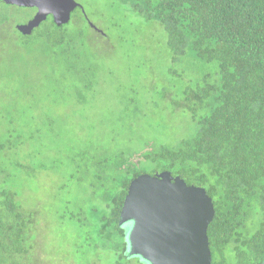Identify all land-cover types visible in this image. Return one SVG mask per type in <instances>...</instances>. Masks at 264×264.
<instances>
[{"label": "trees", "instance_id": "obj_1", "mask_svg": "<svg viewBox=\"0 0 264 264\" xmlns=\"http://www.w3.org/2000/svg\"><path fill=\"white\" fill-rule=\"evenodd\" d=\"M120 7L162 28L174 62L203 66L179 102L197 130L177 145L156 137L138 148L135 133L108 142L83 126L64 133L62 113L93 104L107 36L84 6L67 25L49 17L22 35L16 26L36 10L0 0V264H147L129 257L120 223L131 183L158 172L212 198V264H262L264 0H113Z\"/></svg>", "mask_w": 264, "mask_h": 264}, {"label": "rangeland", "instance_id": "obj_2", "mask_svg": "<svg viewBox=\"0 0 264 264\" xmlns=\"http://www.w3.org/2000/svg\"><path fill=\"white\" fill-rule=\"evenodd\" d=\"M76 1L84 6L99 32L107 36L105 41L98 39L102 44L98 52L105 59L104 72L92 106L73 111L74 117L62 113L64 133L83 126L99 137L98 142H108L119 132L127 137L132 133L144 137L131 148L156 137L177 145L195 134L196 125L179 102L184 101L187 89L196 87L203 66L189 59L174 62L163 46L162 28L154 29L123 7L112 8L113 0ZM135 94L137 102L127 106ZM37 201L46 209L52 206V198L45 195ZM127 225L131 229L132 225Z\"/></svg>", "mask_w": 264, "mask_h": 264}, {"label": "water", "instance_id": "obj_3", "mask_svg": "<svg viewBox=\"0 0 264 264\" xmlns=\"http://www.w3.org/2000/svg\"><path fill=\"white\" fill-rule=\"evenodd\" d=\"M3 1L8 6L36 9L31 20L17 26L26 36L49 17L63 26L71 22L77 8L84 11L76 0ZM215 216L206 189L189 186L171 172L143 174L131 183L121 216V226L132 225L128 255L147 264H212L208 230Z\"/></svg>", "mask_w": 264, "mask_h": 264}, {"label": "flooded vegetation", "instance_id": "obj_4", "mask_svg": "<svg viewBox=\"0 0 264 264\" xmlns=\"http://www.w3.org/2000/svg\"><path fill=\"white\" fill-rule=\"evenodd\" d=\"M35 10H36V9H35ZM35 14H36V12H35ZM35 14H34V15H35ZM33 17H34V16H33ZM30 20H31V19H30Z\"/></svg>", "mask_w": 264, "mask_h": 264}]
</instances>
